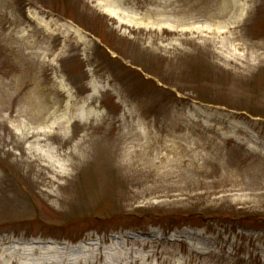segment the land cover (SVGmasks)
I'll return each instance as SVG.
<instances>
[{
    "label": "rangeland",
    "instance_id": "obj_1",
    "mask_svg": "<svg viewBox=\"0 0 264 264\" xmlns=\"http://www.w3.org/2000/svg\"><path fill=\"white\" fill-rule=\"evenodd\" d=\"M0 264H264V0H0Z\"/></svg>",
    "mask_w": 264,
    "mask_h": 264
},
{
    "label": "bare ground",
    "instance_id": "obj_2",
    "mask_svg": "<svg viewBox=\"0 0 264 264\" xmlns=\"http://www.w3.org/2000/svg\"><path fill=\"white\" fill-rule=\"evenodd\" d=\"M12 247H21V248H18V250L23 252V254L25 255H29V254H32V252L34 251H37L40 254H43L46 252H59L64 247H69V246H63V245H59L55 243L44 244V243H38V242H30V243L21 244V245H14ZM73 247H75L77 250L83 251V250H87L88 247H92V245L87 242H81ZM95 255H97L96 251L91 254L92 258H95Z\"/></svg>",
    "mask_w": 264,
    "mask_h": 264
}]
</instances>
